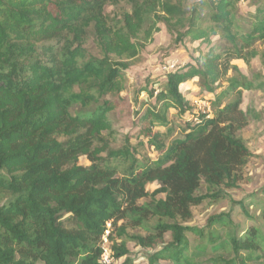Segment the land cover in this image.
Instances as JSON below:
<instances>
[{
    "label": "trees",
    "instance_id": "16d2710c",
    "mask_svg": "<svg viewBox=\"0 0 264 264\" xmlns=\"http://www.w3.org/2000/svg\"><path fill=\"white\" fill-rule=\"evenodd\" d=\"M111 1L0 0V264H102V238L112 239L119 222L121 236L128 226L146 229L132 238L153 250L147 253L151 264L160 259L190 264L188 233L198 235L196 249L208 251L222 246L214 244L227 227L235 257L262 250L258 228L246 236L232 229V209L211 215L205 227L184 224L194 205L244 181L252 151L238 132L247 115L238 98L220 103L253 84L229 78L226 89L215 94V114L186 123L183 136L169 144L156 127L169 131L170 109L190 108L180 90L183 82L198 77L201 91L213 94L216 81L237 69L232 58L249 62L259 53L254 46L264 42V0L253 2L246 29L236 12L240 0H199L190 8L179 0H132L133 14L110 25L105 12ZM157 7L174 23L177 42L221 33L229 46L225 60L212 50L204 63H186L168 73L162 90L149 91L156 102L142 103L147 108L137 132L159 151L150 160L137 157L130 135L117 149L95 141L102 140L100 128L114 107L107 97L120 93L128 60L139 53L136 26ZM206 20L212 25L202 27ZM90 30L101 56L86 47ZM81 155L91 164H80ZM150 183L157 187L150 190ZM203 183L210 193L199 194ZM70 222L76 226L68 227ZM112 248L116 259L128 252L124 244Z\"/></svg>",
    "mask_w": 264,
    "mask_h": 264
},
{
    "label": "rangeland",
    "instance_id": "374dc122",
    "mask_svg": "<svg viewBox=\"0 0 264 264\" xmlns=\"http://www.w3.org/2000/svg\"><path fill=\"white\" fill-rule=\"evenodd\" d=\"M184 6L190 8L199 0H179ZM255 0H244L238 2L237 15L239 23L243 29L249 27L247 17L253 12ZM134 4L132 0H113L106 6V18L110 25L117 21L124 20L126 14H133ZM208 12L207 7L202 9L203 15ZM160 8L157 7L149 18L143 22L140 21L136 26V33L133 37L134 41H138L139 53L128 60L129 66L124 71L122 78L123 88L119 94L109 95L107 98L113 103V109L107 114V123L100 129L102 140L97 139L95 146L108 145V147L120 148L125 144L126 136H131V143L135 147L137 157L141 159H156L159 151L153 146L147 137L137 132L139 115L145 112L147 106L142 104L155 103V97L149 96V91L154 90L155 94L162 90L167 82L168 73L178 68L185 67L188 62L200 59L205 62L207 55L212 50L215 53L222 54V60L226 59L225 50L227 49V41L224 40L221 33L212 34L206 38L198 40L176 41V34L172 31L174 23L162 17ZM137 23L138 21L135 20ZM120 23V22H119ZM202 27L212 25L208 20L204 21ZM86 47L94 56H101V48L93 31L90 30L86 42ZM259 52L255 56H250V61L243 58H232L231 63L237 66V69H231L228 75L222 80L216 81V91L212 93L202 92L198 86L199 78L194 77L188 79L180 85V90L188 101L190 108L182 113L178 109L171 108L169 117L171 120L170 129L165 126H157L156 129L165 133V142L169 144L173 139L180 138L185 133L186 123H193L194 117L198 114L206 113L210 110L209 116L215 114V94L226 89L229 84V78H238L241 82L250 81L253 86L248 88H237L231 91L220 105L234 100H241V108L247 115V125L238 132L241 138L246 142L252 151V157L245 168L244 181L236 188L226 189L217 198H207L203 202L192 207L193 214L189 220L184 222L186 225L205 227L207 219L221 211H235L234 220L239 236L246 234L253 228H258L264 235V42H258L254 46ZM110 55L114 59L119 56L115 52ZM211 55V54H210ZM46 57V56H44ZM260 83H263L261 85ZM199 100H205L209 103V108L203 110L199 108ZM203 104V103H202ZM168 133V134H166ZM106 155V153L104 154ZM79 163L90 165L91 161L86 155L79 157ZM157 187L156 183L148 184V188L153 190ZM210 193L208 187L203 183L199 194ZM244 204V207L242 206ZM113 234L112 239L106 235L102 238L104 249L114 252L113 245L124 244L128 249L126 255L116 259L115 264H151L147 256L151 248L142 247L132 238L134 234L147 233L142 227L126 228L125 234L119 235L120 226ZM68 227H75V223L70 222ZM111 231L113 228L108 224ZM208 231V229H207ZM230 228H221L219 241L214 245H222L216 249L210 248L208 251L196 249L198 235L188 233L191 242L190 249L187 254L191 256L190 264H225L223 259L235 260L240 264H264V248L258 250L254 254L247 251H241L239 256L235 257L232 246L226 237ZM110 232V230H109ZM106 237V238H105ZM167 240H172V234H166ZM208 243V238L201 240ZM212 247V246H211ZM264 247V245H263ZM259 255V256H257ZM156 264H174L172 260L160 259Z\"/></svg>",
    "mask_w": 264,
    "mask_h": 264
},
{
    "label": "built area",
    "instance_id": "2783aa9c",
    "mask_svg": "<svg viewBox=\"0 0 264 264\" xmlns=\"http://www.w3.org/2000/svg\"><path fill=\"white\" fill-rule=\"evenodd\" d=\"M241 1H244V0H241ZM199 102V108L200 109H204L205 107H207L208 109H210L209 108V103H208V101H205V100H199L198 101ZM203 103V104H202ZM204 113H202V114H204V115H206V116H209V114H207V113H209L210 112V110L206 113L205 111H203ZM201 113L200 114H198L197 116H195L194 117V122H198V121H200L201 120V117H200V115H202ZM110 232H109V230H107V234H109ZM106 236V235H105ZM106 238V237H105ZM102 248H103V251H102V253H101V255H100V258H99V260L101 261V263L102 264H115V262H116V257H115V255H114V253L112 252V251H109V250H107V249H104V247H103V245H102Z\"/></svg>",
    "mask_w": 264,
    "mask_h": 264
}]
</instances>
